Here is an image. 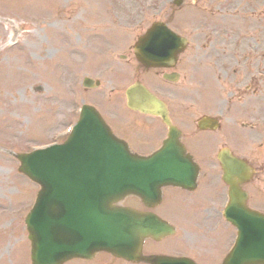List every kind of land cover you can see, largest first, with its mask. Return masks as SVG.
Returning a JSON list of instances; mask_svg holds the SVG:
<instances>
[{"label":"rangeland","instance_id":"1","mask_svg":"<svg viewBox=\"0 0 264 264\" xmlns=\"http://www.w3.org/2000/svg\"><path fill=\"white\" fill-rule=\"evenodd\" d=\"M12 1L14 0H11V3ZM159 1L161 2V0ZM163 1L169 2L168 0ZM37 2L40 4L37 7L39 11L29 10L30 13L26 15V18H21L18 13H15L18 8L11 9L12 12L7 11L9 15L7 21L11 22V29L7 33L2 30L5 27L2 20L6 21V19L0 15V40L7 36V39L4 40V42H9L6 52L10 53L14 57L12 59L18 61L22 66L21 80L19 83L17 82V86H14L16 80H10L9 76L0 69V264H13L16 260L22 264L28 263L29 241L24 217L38 189L35 183L18 173V161L6 152L7 149L23 151L35 145L56 141L54 133L63 129L66 123H71L76 119L77 107L82 101L99 104L97 100L105 99L109 102L107 107H104L107 109L106 115L115 117L114 114H119L123 98L119 87H121L122 81L130 77L128 72L135 62L132 57H127L126 60L120 62L117 55L119 49L113 44L123 40L124 44L122 41L120 46L126 47L140 32L132 27L128 30V27L125 26L127 24H122L121 18L116 20L118 16L112 15L110 8L123 5L124 9H137L139 5L136 3L142 2V0H39ZM147 3L149 4L143 2L140 6H155L157 0H149ZM236 4L248 9L247 13L243 11V15L246 13L243 18L240 15L237 17L231 14L230 7ZM41 8L45 10L43 11ZM262 8L261 0H185L181 7L178 9L169 8L168 12L171 13L164 15L174 25L178 24L181 17L184 21H193L191 28L195 32V35L192 36L194 46L191 45L190 50L186 53L180 69V79L174 83L164 82L161 87V89L170 91V94L174 93L172 102H178L172 106L174 114L179 119H191L195 113L191 112V106L184 99L194 100L199 108L202 105L200 106L198 102L203 103L199 98H202L205 89L211 86L218 87L219 94L217 96L220 98L215 106V111L224 110V115L221 118V132L225 134L230 131L236 132L235 138L224 139L228 145L243 154L248 146L244 141L248 137H252L253 134L249 127L239 125L243 121L241 118L244 115L243 110L253 107L256 114H260V112L256 109V105L253 106L249 93L243 95L244 99L237 98L239 93L235 90V86L225 79V73L222 72L221 77L216 76L215 65L218 62L217 57L232 59L230 55L235 54L233 41L244 33H248L250 39L261 40L264 37L262 26L264 11L262 12ZM145 11L146 13L142 12V18L148 22L143 29L150 23L153 15L152 8H146ZM2 12L3 10L0 8V14ZM34 14L38 19L44 18L46 25L45 23L43 25L35 23ZM203 18L210 20L203 22ZM135 19L138 18L135 17ZM199 19L200 23H198ZM23 20L28 23L23 24L20 30L17 25ZM209 24L213 26V31H220L221 35L228 40L211 43L210 50L206 48L205 51L208 63L203 65L198 54V46L204 48L205 33L199 34V31L206 29ZM22 31L27 32L19 39L16 34H20ZM189 56H193L196 60L193 75L186 67V57L189 58ZM210 60L211 63H209ZM2 61L5 59L3 58ZM37 64L38 67H36ZM52 64L53 66H51ZM43 70L50 71L53 78L45 76L42 73ZM84 75L99 78L100 85L94 89H82L80 81ZM185 75L189 77L188 82L183 77ZM182 77L183 79H181ZM120 79H122L121 82ZM247 82L248 79L243 78L241 86ZM40 86L41 88L38 89ZM209 93L210 97L216 96L213 90ZM178 94H180L179 97ZM228 98L231 99L228 101ZM183 101L186 106L181 107L179 102ZM202 108L205 107L202 106ZM35 109L38 110L35 111ZM38 111H41L43 115H53L54 120L45 116L34 123L35 117H38ZM122 114L129 115L131 121H135L134 113L122 112ZM191 135L194 136L189 140V144L193 148L203 154L210 153L216 139L215 134L208 131L192 132ZM257 156L259 161H262L264 150L259 151ZM212 161L204 162L205 170L209 171ZM213 178L214 175L210 171L203 174L205 188L211 189L212 183L215 185ZM250 190L252 200L264 199L263 183L255 182ZM203 199L201 194L191 195L192 206L188 207L186 204L182 206L179 202L175 204L174 207L182 210L183 213H179L178 235L173 239L157 243L148 240L144 250L148 249L152 253H179V249L183 248L182 242L187 235L186 232L191 229L185 219L194 222V225L198 221H202L204 212L201 206L211 200L203 202ZM164 210L169 213L167 215L169 218H175L170 202L166 203ZM3 225L11 226L12 234L2 232ZM192 237L198 238V235H192ZM221 242L224 246L227 240L223 239ZM221 252L222 247L220 246L219 253ZM75 261L71 260L66 264H89L87 261ZM91 263L125 264L106 254H99Z\"/></svg>","mask_w":264,"mask_h":264},{"label":"water","instance_id":"2","mask_svg":"<svg viewBox=\"0 0 264 264\" xmlns=\"http://www.w3.org/2000/svg\"><path fill=\"white\" fill-rule=\"evenodd\" d=\"M156 30L160 27L152 33ZM140 92L145 96L141 103L148 102L154 110L153 97L143 89ZM129 100L135 105L137 98L129 94ZM99 121L95 113L84 110L79 126L67 142L18 155L20 169L41 184L26 217L33 264H59L73 256L88 257L97 249L134 258L145 235L170 231L169 226L151 215L114 205L126 192H142L116 170L115 162L121 152L105 138L104 124ZM178 151L173 153L182 157ZM223 155L221 161L228 171L233 202L237 203L238 190L230 179L239 160L227 153ZM126 182L129 183L123 187ZM232 212L239 214L241 226L249 218L235 205L228 208L227 215Z\"/></svg>","mask_w":264,"mask_h":264},{"label":"bare ground","instance_id":"3","mask_svg":"<svg viewBox=\"0 0 264 264\" xmlns=\"http://www.w3.org/2000/svg\"><path fill=\"white\" fill-rule=\"evenodd\" d=\"M30 1H32V4L30 5V10L36 12V10H38L37 7L40 6V4H38V2H37L39 0H30ZM10 6H11V0H0V8L3 10V12L0 14L2 17H5L6 12L9 10ZM17 7H19V6H17ZM21 8H24V7H21ZM41 9H43V8H41ZM44 10L45 9H43V11ZM2 23L5 26V27L2 28V30L4 32L10 30L11 26H10V23L8 21L2 22ZM47 29H48V27H47ZM26 32L27 31L20 32V34H18L19 39H21L22 35H24ZM1 39L2 40H0V53L5 54L6 57H5V61H2V56L0 57V61H1L0 62V69L2 71H4L9 76L10 80H13V79H16V78H18L20 76V70L22 69V66L19 64L18 61H15V60L12 59L14 57L11 56L10 53L6 52L7 49H8L9 44L4 43V40L7 39V37H3ZM38 66L39 65L37 64L36 67H38ZM51 66H53V64ZM42 73L45 76H49V77L53 78V75L48 70H43ZM44 75H42V77L44 79H46ZM6 226L7 225H3L2 226V227H4L2 229V232H7V233L12 234L11 226H8V227H6Z\"/></svg>","mask_w":264,"mask_h":264}]
</instances>
